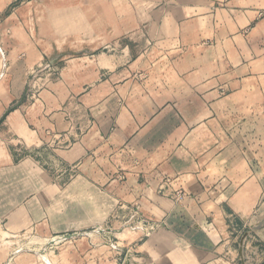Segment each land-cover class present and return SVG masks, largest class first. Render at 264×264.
I'll return each mask as SVG.
<instances>
[{
	"label": "crops",
	"instance_id": "1",
	"mask_svg": "<svg viewBox=\"0 0 264 264\" xmlns=\"http://www.w3.org/2000/svg\"><path fill=\"white\" fill-rule=\"evenodd\" d=\"M262 219L264 0H0L9 231L101 240V264H242Z\"/></svg>",
	"mask_w": 264,
	"mask_h": 264
},
{
	"label": "rangeland",
	"instance_id": "2",
	"mask_svg": "<svg viewBox=\"0 0 264 264\" xmlns=\"http://www.w3.org/2000/svg\"><path fill=\"white\" fill-rule=\"evenodd\" d=\"M49 237L37 227L11 232L0 221V264H101L100 258L114 253L101 247V240L89 245L86 239L64 236L59 242L52 240L55 244H46Z\"/></svg>",
	"mask_w": 264,
	"mask_h": 264
},
{
	"label": "water",
	"instance_id": "3",
	"mask_svg": "<svg viewBox=\"0 0 264 264\" xmlns=\"http://www.w3.org/2000/svg\"><path fill=\"white\" fill-rule=\"evenodd\" d=\"M263 225H264V219H262L258 224L253 225L251 230L246 231L242 235L241 240H240V244H239V251H240V257H241L242 264H247L246 260H245V242H246L247 237L250 235L252 230L256 231L259 228H261ZM75 235H77V234H69V235H66L65 237H72ZM54 242L55 241H52L51 243H54Z\"/></svg>",
	"mask_w": 264,
	"mask_h": 264
},
{
	"label": "bare ground",
	"instance_id": "4",
	"mask_svg": "<svg viewBox=\"0 0 264 264\" xmlns=\"http://www.w3.org/2000/svg\"><path fill=\"white\" fill-rule=\"evenodd\" d=\"M62 238H63V237H62ZM57 239L60 240L61 237H57ZM57 239H56V240H57ZM32 240H33V238H32ZM53 240H54V239H53ZM51 241H52V240H51ZM40 242H41V241H40ZM35 243H36V242H35ZM43 243H44V242H43ZM28 246H29V245H28ZM27 248H28V247H27Z\"/></svg>",
	"mask_w": 264,
	"mask_h": 264
}]
</instances>
